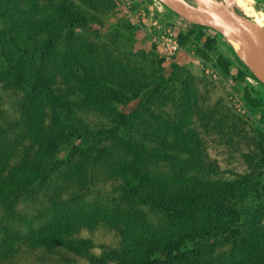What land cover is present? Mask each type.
<instances>
[{
  "label": "rangeland",
  "instance_id": "1",
  "mask_svg": "<svg viewBox=\"0 0 264 264\" xmlns=\"http://www.w3.org/2000/svg\"><path fill=\"white\" fill-rule=\"evenodd\" d=\"M223 1L264 26V0ZM31 8L35 39L29 46L37 47L49 33L60 38L46 50L50 61L44 65L56 75L54 88L71 106L97 109L77 112L84 124L111 128L124 113L145 136L157 138L163 149H155L165 156V166L193 172L202 181L208 172V183L234 187L226 194L229 199H264V85L252 77L248 58L226 34L208 26L194 31L193 16L177 11L178 3L159 0H0V39H8L4 30L14 19L28 21L23 10ZM21 35L20 42L28 46L26 34ZM83 90L97 95L91 98ZM4 98L3 107L14 112ZM120 141L98 139L87 154L120 151ZM101 171L100 180L51 181L45 191L53 200L44 207L74 215L113 214L129 196L140 209L144 189L135 180L116 181L106 165ZM43 199L39 196L37 203ZM79 204L100 210H75ZM20 209L28 213L29 201ZM245 236L239 258L264 264V244L247 241L264 237V202L232 235L213 241L215 259L224 254L228 262L234 260L233 248ZM60 237L64 243L48 250L25 248L17 263L120 264L118 257L126 256L128 243L113 224H79Z\"/></svg>",
  "mask_w": 264,
  "mask_h": 264
},
{
  "label": "trees",
  "instance_id": "2",
  "mask_svg": "<svg viewBox=\"0 0 264 264\" xmlns=\"http://www.w3.org/2000/svg\"><path fill=\"white\" fill-rule=\"evenodd\" d=\"M23 12L28 21L14 19L12 27L4 30L8 39H0V92L4 95L0 96V264H18L25 248L48 250L62 245L60 232L71 226L98 223L113 224L128 243L124 244L126 256L118 257L120 264H256L238 256L246 236L233 248L236 252L231 262L224 254L215 259L210 247L214 240L232 235L234 227L252 217L264 199H229L226 194L234 187L208 183V172L203 183L193 172L165 166V156L155 149H163L157 138L145 136V130L128 122L124 113L111 128L84 124L77 112L97 109L69 105L54 88L56 75L44 68L50 61L46 50L59 37L49 33L37 47L29 46L35 39V11ZM202 28L205 26L194 24V31ZM22 33L29 40L28 46L19 40ZM83 91L91 98L97 95ZM4 97L14 112L3 107ZM98 139L121 140V149L87 154L90 144ZM176 155L174 152V158ZM102 165L108 167L109 177L135 180L137 187L144 189L138 206L141 210L135 209L137 204L129 201V196L122 197L127 205L119 206L113 214L74 215L44 207V202L53 200L45 191L51 181L100 180ZM95 169L99 171L94 173ZM39 196L44 197L40 204ZM25 201L30 203L28 213L20 209ZM79 209L100 210L84 204L75 210ZM250 238L247 241L255 247L264 244V237Z\"/></svg>",
  "mask_w": 264,
  "mask_h": 264
},
{
  "label": "water",
  "instance_id": "3",
  "mask_svg": "<svg viewBox=\"0 0 264 264\" xmlns=\"http://www.w3.org/2000/svg\"><path fill=\"white\" fill-rule=\"evenodd\" d=\"M167 5L179 3L182 7L189 9L193 16L197 10L186 0H159ZM197 7L202 8L213 19V22H202L194 20L196 23L208 26L223 34H232L239 40L246 57L250 62V67L256 78L264 84V26L251 20L244 14L238 12L231 4L223 0H191Z\"/></svg>",
  "mask_w": 264,
  "mask_h": 264
},
{
  "label": "bare ground",
  "instance_id": "4",
  "mask_svg": "<svg viewBox=\"0 0 264 264\" xmlns=\"http://www.w3.org/2000/svg\"><path fill=\"white\" fill-rule=\"evenodd\" d=\"M249 4V3H248ZM250 5V4H249ZM178 8L179 10H182L184 12L190 13V11H188V9L182 7V5H180L178 3ZM197 10V14H193V19L194 20H199L202 22H213L214 19L207 13L205 12L202 8H196ZM254 17V16H253ZM191 18V17H190ZM251 18V17H250ZM258 23H262L261 21H258ZM228 39L231 42V44L234 46V48L240 53V54H245L244 50L239 42V40L237 39V37H235L232 34H228ZM246 59V58H245Z\"/></svg>",
  "mask_w": 264,
  "mask_h": 264
}]
</instances>
